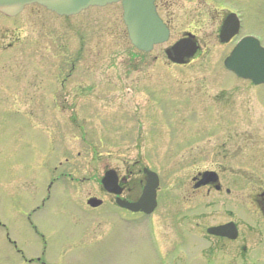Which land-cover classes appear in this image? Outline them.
<instances>
[{"label": "rangeland", "instance_id": "obj_1", "mask_svg": "<svg viewBox=\"0 0 264 264\" xmlns=\"http://www.w3.org/2000/svg\"><path fill=\"white\" fill-rule=\"evenodd\" d=\"M219 2L236 7L243 30L264 46V0ZM192 3L191 17L187 4L173 10L169 40L147 53L130 44L119 3L70 16L36 4L14 17L0 14L1 58L30 66L46 46L58 63L80 46L79 70L65 81L66 99L76 105L58 114L64 132H50L45 108L0 102V264H26L6 229L27 256L41 251L32 223L44 234L53 264H251L258 247L264 258V228L250 198L264 189V84L254 86L225 69L230 45L218 40V23L197 18L200 6ZM183 32L195 35L200 49L185 65L169 64L164 50ZM221 164L222 185L239 199L209 197L203 221L211 226L234 218L236 241L196 236L176 228L169 215L175 180ZM106 166L121 175L143 166L156 171L155 214L127 224L89 215L55 185L40 206L51 180L91 186Z\"/></svg>", "mask_w": 264, "mask_h": 264}, {"label": "flooded vegetation", "instance_id": "obj_2", "mask_svg": "<svg viewBox=\"0 0 264 264\" xmlns=\"http://www.w3.org/2000/svg\"><path fill=\"white\" fill-rule=\"evenodd\" d=\"M193 1L196 2L197 6H200L197 8L200 12L194 8L197 12L196 16L198 19L205 20L208 26L218 23V37L220 25L225 17V13L220 7L219 0H154V4L158 14L172 31L171 17L173 10L181 6H186L187 4L188 7L185 8L190 11L189 16L191 17L193 15L191 8ZM212 33L213 31L209 34ZM36 54L38 58L35 60L28 53L33 61L29 60L31 65H28L29 67L27 68L14 67L17 62L0 57V102L9 101L13 104L20 103L22 106L24 105L26 107L40 106L41 108H45V110H47L46 120L50 119L54 129H58L62 124L61 119H64L58 115L63 113L61 109L76 105L75 102L66 99L65 81L79 70V68H76L77 61L76 58L71 61L70 69L58 68L56 73L49 74V69L47 67L49 58L47 53L41 51L36 52ZM65 70H67V72H65ZM5 77L11 79L12 83H2L5 81ZM114 168L116 169V167ZM222 168L224 167L221 164L220 167L216 166L212 170L219 173ZM223 170H225V168ZM116 171L119 176L117 183L119 194L117 195L107 192L103 188L100 180H97V182L95 181L91 186H85L83 185L85 180L77 181L71 179L68 182L71 185L65 184L66 182H57L58 184L55 187L59 194H67L79 208L89 213V215L113 216L119 222L124 223L128 215H133V213L122 208L117 203V199L123 201L136 200L142 189L144 179L141 177V174L134 173L133 170H127L124 175L119 173V169H116ZM199 171L200 169L196 172ZM193 178L194 175L182 182L174 181L170 193L169 215H171L172 223L175 226H194L200 234H203L205 225L203 220L206 219V213H203V210L208 205L209 197L213 195L220 197L224 191L227 194L230 193L235 199H239V192H235V189H232V192H226L223 188L215 189L216 183L197 186L199 177ZM54 183L55 182L52 181L47 186V194L50 193ZM74 183L79 184L75 185ZM70 189H72V191ZM263 192L264 191L261 190L257 192L256 190L255 193H253L252 199L253 202H255V206L261 204L263 199H261L262 196H259L263 194ZM91 197L99 200L100 204L96 207L88 206L86 201ZM43 204L44 201H42V205ZM136 214L138 215V213ZM29 215H32V213ZM262 219L264 221V217ZM32 228L42 241L41 251H34V253L26 258L14 241L9 240L10 244L29 264H53L52 260H48L46 256V241L44 234L39 231L36 225L32 224ZM256 249H259V247ZM259 252L258 250H253V264L258 263L257 256Z\"/></svg>", "mask_w": 264, "mask_h": 264}, {"label": "water", "instance_id": "obj_3", "mask_svg": "<svg viewBox=\"0 0 264 264\" xmlns=\"http://www.w3.org/2000/svg\"><path fill=\"white\" fill-rule=\"evenodd\" d=\"M121 1L123 18L127 25L131 42L139 49L149 50L153 43L167 39L168 30L157 17L151 0H0V11L6 15H15L27 3L37 2L58 14H73L89 5H104L109 2ZM196 47L190 40H180L165 52L174 63H185ZM225 64L243 77H250L254 82H264V50L251 38H244L229 56ZM106 180V177L104 178ZM157 178L148 172V183L141 200L132 206L134 210L141 209L150 212L154 205ZM95 206L98 203L89 200ZM210 233L234 238L236 231L230 224L209 229Z\"/></svg>", "mask_w": 264, "mask_h": 264}]
</instances>
